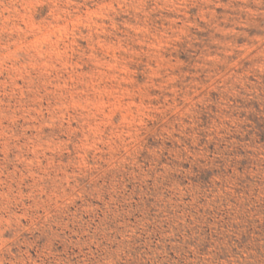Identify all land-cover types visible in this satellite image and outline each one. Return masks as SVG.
<instances>
[{
  "label": "clouds",
  "instance_id": "9594fccd",
  "mask_svg": "<svg viewBox=\"0 0 264 264\" xmlns=\"http://www.w3.org/2000/svg\"><path fill=\"white\" fill-rule=\"evenodd\" d=\"M0 264H264V0H0Z\"/></svg>",
  "mask_w": 264,
  "mask_h": 264
}]
</instances>
